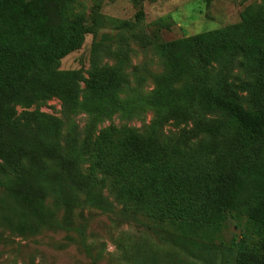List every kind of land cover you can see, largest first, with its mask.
<instances>
[{
    "label": "trees",
    "instance_id": "1",
    "mask_svg": "<svg viewBox=\"0 0 264 264\" xmlns=\"http://www.w3.org/2000/svg\"><path fill=\"white\" fill-rule=\"evenodd\" d=\"M72 1L0 0V162L12 173L5 188L38 199L51 188L60 205L72 207L88 184L80 163L89 156L129 216L190 240L244 221L243 237L256 240L237 247L236 263L264 264V9L160 44L166 71L147 101L155 115L149 130L104 128L76 147L62 145L57 119L26 111L55 97L71 112L79 108L80 71L58 67L80 35L69 16ZM238 57L248 77L239 87L245 97L215 72ZM126 82L124 74L97 69L81 108L94 118L134 112L135 104L113 99ZM168 125L176 131L164 135Z\"/></svg>",
    "mask_w": 264,
    "mask_h": 264
},
{
    "label": "rangeland",
    "instance_id": "2",
    "mask_svg": "<svg viewBox=\"0 0 264 264\" xmlns=\"http://www.w3.org/2000/svg\"><path fill=\"white\" fill-rule=\"evenodd\" d=\"M259 7L264 9V0H73L69 16L80 35L58 67L80 71L79 108L71 112L55 97L26 111L37 109L57 119L62 145L79 147L109 127L145 133L155 117L147 101L156 89L155 78L166 71L159 45L237 24L246 11ZM97 69L125 75L127 82L113 99L136 105L134 112L94 118L81 108L86 82ZM215 72L224 73L239 95L246 96L239 88L248 79L240 57L226 72L220 67ZM23 110L16 108L18 114ZM175 131L168 125L163 134ZM80 167L88 184L68 208L51 188L45 199L7 190L12 173L0 162V264H237V247H250L256 240L243 237L244 221L239 225L234 220L221 233H202L197 240L173 229L162 231L141 216H129L132 211L115 200L108 179L91 170L89 156Z\"/></svg>",
    "mask_w": 264,
    "mask_h": 264
}]
</instances>
